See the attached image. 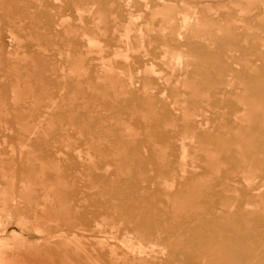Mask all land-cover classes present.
Listing matches in <instances>:
<instances>
[{"label": "rangeland", "instance_id": "obj_1", "mask_svg": "<svg viewBox=\"0 0 264 264\" xmlns=\"http://www.w3.org/2000/svg\"><path fill=\"white\" fill-rule=\"evenodd\" d=\"M0 264H264V0H0Z\"/></svg>", "mask_w": 264, "mask_h": 264}, {"label": "bare ground", "instance_id": "obj_2", "mask_svg": "<svg viewBox=\"0 0 264 264\" xmlns=\"http://www.w3.org/2000/svg\"><path fill=\"white\" fill-rule=\"evenodd\" d=\"M184 20V19H183ZM185 23V22H184ZM190 121V120H189ZM92 135V134H91ZM224 151V150H223ZM230 156V155H229ZM246 163H247V161H246ZM258 175V174H257ZM173 189V188H172ZM189 226V225H188ZM178 235V234H177ZM181 242V241H180Z\"/></svg>", "mask_w": 264, "mask_h": 264}]
</instances>
